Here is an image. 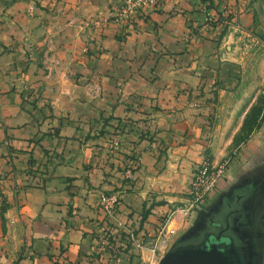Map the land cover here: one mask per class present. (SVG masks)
Here are the masks:
<instances>
[{
	"label": "crops",
	"instance_id": "obj_1",
	"mask_svg": "<svg viewBox=\"0 0 264 264\" xmlns=\"http://www.w3.org/2000/svg\"><path fill=\"white\" fill-rule=\"evenodd\" d=\"M120 1L0 0V68L9 69L3 89L21 82L39 84L41 69L35 72L29 54L36 53L28 52V45L35 44L32 28L37 33L46 24L60 30L50 42L53 54L69 56L78 79L71 78L75 83L71 97L56 98L52 92L53 105L33 113L20 109L16 91L1 96L5 108L0 117V264H93L97 199L88 189L123 187L119 212L125 219V213L141 202L138 198L149 194L178 201L173 194L189 187L190 166L203 157V146L195 142H208L211 135L230 141L228 134L221 137L220 126H226V133L230 125L242 124L245 97L241 100V95L246 87L241 62L224 53L230 47L229 32L219 39L217 29L205 25L204 13L194 12L201 0H165L119 25L107 20ZM233 2L239 23H252L242 0ZM27 11H33V16ZM196 21L200 22L195 27L198 32L185 42ZM44 40L40 36L35 41L44 44ZM86 45L94 53H85ZM17 66H27L21 77ZM89 78L95 83L86 84L96 87L100 97L84 95V82ZM216 81L220 83L216 86L219 102L211 103L208 99ZM198 85L209 93L191 102L190 92L199 89ZM178 92L182 93L179 97ZM255 101L252 98L248 107ZM45 102L41 99L39 103ZM212 105L218 127L208 119L207 107ZM101 113L151 119L147 124L157 130L165 148L183 140L185 134L188 144L169 147L166 157L165 153H149L142 142L144 159L135 175L137 185L127 191L118 173L113 175L108 144L89 135L90 123ZM215 149L218 159L224 156V149ZM180 170L188 180L176 186L174 179L182 176ZM165 190L174 193L164 195ZM237 195L244 196V208L254 218L264 220V121L240 147L218 188L191 211L187 221L197 220L200 211ZM263 246L264 229L256 264H263Z\"/></svg>",
	"mask_w": 264,
	"mask_h": 264
},
{
	"label": "rangeland",
	"instance_id": "obj_2",
	"mask_svg": "<svg viewBox=\"0 0 264 264\" xmlns=\"http://www.w3.org/2000/svg\"><path fill=\"white\" fill-rule=\"evenodd\" d=\"M230 1L226 0V3L221 6L222 8L225 5L227 7V12H225L223 15L220 8L221 15L219 20L227 27L226 33L229 32V37H227L228 41L227 39L226 41L229 42L228 44H230V47L226 48L225 51L223 49V51L224 53L226 52L227 56L237 59L239 62H241V71L244 74V81L242 84L246 88L245 93L241 95V100H243L244 97L245 100L243 103L244 105L240 110L242 124L230 125V127H228L229 130L226 133L223 131V128L226 126H220L219 132L221 137H225L228 134L232 138L230 141H219L215 136L211 135L208 139V142L207 140L206 142H195L202 145L204 151L202 153L203 157L200 160H194V163L190 166V176H192V178L197 167L201 164V162H203V160L209 161L212 165L224 164L225 169H228V167L235 160H237L240 147H242L243 144L250 139L252 134L261 127L264 121V0H242V8L249 10V13H251L250 16H248V22L252 20V23L250 22L249 25L239 23V20H237V13L234 12L233 8L235 2L232 0L230 3ZM30 10L33 9L30 7ZM199 11H202L205 16H208L209 20L204 21V23L205 25L209 24L211 22V15L210 9L207 7V5L202 4L201 7L199 6ZM29 12L27 11L28 15L33 16V11ZM132 19H130L128 22H131ZM110 20L114 21L113 16H110L107 21ZM193 20L194 19L192 18V21ZM196 23V25H198L200 22L196 21ZM96 24H99V21H96ZM192 27L193 29H191L185 36V42L191 41L198 32L197 29H195V26ZM32 30L35 33L33 36V42H35V44L33 46L28 45L30 48L28 52L33 50V53L36 54L32 57L31 51L29 58H31V62H35V72L41 69L40 74L42 77L39 79V84L36 85L34 83L21 82L19 86L14 85L12 89H3V82L6 76L9 75V69L0 68V117L4 116L3 110L5 108L3 105L5 102L1 101V96L9 92L16 91L18 94L20 109L29 111L31 113L43 108H49V106L51 107L53 105V103H51V99L53 98L49 97V94L52 92L55 93L56 98H61L63 95H69L70 97L73 95L71 88L73 84L75 85V83L72 82L71 78L78 81V79L72 73L73 70L76 73V66L71 64L72 59L67 55H62V57L55 56L53 54L55 51L54 46L50 43L52 42L53 37H55V35L58 34L60 30H56L55 27L49 26L48 24H46L45 29L39 30L37 33L35 32L34 28H32ZM84 31L85 30L83 29L82 32ZM40 36H44V44H38L37 41H35ZM90 46L86 45L84 47L85 53H94L90 52V49L88 48ZM69 52L72 53L73 51H68V53ZM26 67L27 66H17L16 69L18 71L19 77H21L24 71L27 70ZM91 82L95 83V81H92V79L89 78L84 83L86 84ZM219 84L220 83H218V81L214 83V89H212L213 96L210 97V99L207 98L208 101H212L211 103H216L217 101L219 102L220 92L216 89V86ZM85 86L86 91H83L84 95L88 97L90 96L91 98H98V96L100 97L101 94L98 93L96 87H92L88 84ZM199 86L200 85H198V87ZM85 88L82 90H85ZM200 88L202 87L200 86L196 91L195 88H193L192 92H190L189 99L193 100L191 102H194L196 99H201L202 97H207L209 92L202 91L203 89ZM188 90L189 88L187 91ZM250 90L251 92H248ZM181 94L178 92V97L181 96ZM254 97H256V101L252 106L248 107L249 103ZM41 99L46 100L45 105H41L39 103ZM48 100H50V103H47ZM193 106H195L194 108L197 107L196 105ZM207 108L209 122H211L214 127H218V124L215 122V105ZM148 120L150 121L151 119L146 118L144 121H138L115 116L113 114L107 116L101 113L90 123L89 135L91 133L92 137L99 138L108 144V154L110 155V158H112L111 163L114 165L113 170H115L113 175L118 173L119 181L122 183V186L126 185L125 190L127 191H132L137 185V179L135 175L141 167L144 159L143 152L139 147L142 142H146V151L149 153L152 154L155 151L159 153L160 156L165 153L166 157L167 151L172 146L177 147L184 143L188 144L187 138H185L187 134H185L183 136V140H175V144L169 146L170 148L168 146L167 148L163 147L160 136L157 134V130L152 128L151 125L147 124ZM50 133L53 134L52 132ZM210 144L216 147H213ZM217 147L225 150L224 156L220 157L219 159L217 156H215V148ZM179 173L182 176L178 177V179H174L176 186L177 184H183L188 180V175L186 173H184L182 170H180ZM183 179L185 180L184 182ZM190 186L191 183L189 187L183 189V191H176L175 193L170 190H165L162 192L164 195H170L174 193L173 196H176L178 201L171 202L163 195L156 193L149 194L145 198H138V200L141 202L136 205V209H134V211L130 210L128 213H125L127 217L126 219L121 218V214L119 212L123 187L120 186L119 188L113 190H105L96 187L93 190L92 188L88 189V192H93L97 199V217L95 218L94 227L95 241L91 246L93 250V253L91 254V257H93V264H106L104 260H101L102 254H112L115 264H121L122 262L121 252L116 248L117 245H114L113 242L107 238L106 232L107 229H109V225L105 224L103 221L106 218H108L110 223L113 224L114 230H123L127 232V234H129L128 230H132L135 236H138L137 238L145 239V244L147 245L144 248L139 247L137 242H133L130 239L129 240L132 248L136 250L138 255L136 257L135 264H149L150 250L148 248L152 245L150 243H155L159 226L164 224L168 217L172 215L178 209V207L188 204L190 201ZM102 193L109 195L115 194L118 198L114 208L110 212L103 209L101 205L100 195ZM235 199V197L232 199L227 198V201L235 204ZM208 213L213 214L215 211L211 209H208L207 211H200L201 215L197 220L187 221L188 218H186L183 222H181V226H177L176 233L169 237V245L163 248L158 254L155 264H159L161 259L167 254L172 246L180 243L182 240L186 239V237L190 236L197 226L202 223L203 217L208 216ZM120 223H122V225H120ZM175 226V221H173L170 224V228H174ZM138 228L139 230L137 231ZM199 236L200 233L196 232L192 236V239ZM101 240L108 241L110 244L109 252L103 253L99 251ZM262 249L261 260L264 264V246ZM116 256H120V262L116 261Z\"/></svg>",
	"mask_w": 264,
	"mask_h": 264
},
{
	"label": "built area",
	"instance_id": "obj_3",
	"mask_svg": "<svg viewBox=\"0 0 264 264\" xmlns=\"http://www.w3.org/2000/svg\"><path fill=\"white\" fill-rule=\"evenodd\" d=\"M164 0H122L114 7L113 18L116 24H122L128 22L132 16L136 13L145 10L148 7L156 8L161 6ZM33 9L34 6L32 5ZM222 14L227 12V7L224 5L222 8ZM205 21L209 20L206 15ZM194 22L193 26L197 28L198 25ZM225 165L217 164L212 165L209 161L203 160L201 164L197 167L190 186V201L184 206L178 207V209L168 217L164 224H161L157 230V239L155 243L152 244L148 249L150 250V260L149 264H155L158 258V254L163 248L169 245V237L174 235L177 231V226L170 228V224L175 221V224L183 222L189 217L191 211L197 206L201 205L205 201L209 194L214 192L224 177ZM118 198L115 194L109 195L102 193L100 195V202L103 209L107 211H112ZM122 225V223H120ZM128 237L131 241L137 242L139 247H146L144 238H137L132 230H128ZM144 244V245H142ZM110 244L106 240H101L99 251L106 253L109 252ZM120 256H116V261L120 262ZM104 264V263H102Z\"/></svg>",
	"mask_w": 264,
	"mask_h": 264
},
{
	"label": "flooded vegetation",
	"instance_id": "obj_4",
	"mask_svg": "<svg viewBox=\"0 0 264 264\" xmlns=\"http://www.w3.org/2000/svg\"><path fill=\"white\" fill-rule=\"evenodd\" d=\"M244 196L237 195L235 204L225 201L217 207L209 208L215 213L203 217L202 223L186 237L198 232L201 235L212 233L221 239L227 256L234 264H256L260 259V240L264 229V220L253 216L244 208Z\"/></svg>",
	"mask_w": 264,
	"mask_h": 264
},
{
	"label": "water",
	"instance_id": "obj_5",
	"mask_svg": "<svg viewBox=\"0 0 264 264\" xmlns=\"http://www.w3.org/2000/svg\"><path fill=\"white\" fill-rule=\"evenodd\" d=\"M220 241L212 233L184 239L172 246L159 264H234Z\"/></svg>",
	"mask_w": 264,
	"mask_h": 264
},
{
	"label": "trees",
	"instance_id": "obj_6",
	"mask_svg": "<svg viewBox=\"0 0 264 264\" xmlns=\"http://www.w3.org/2000/svg\"><path fill=\"white\" fill-rule=\"evenodd\" d=\"M225 3L226 0H201L200 5H198L194 10V12H198L199 6H201V4L207 5V7L212 11L210 25H212L213 28L217 29L219 39L226 33L227 29V27L219 20L221 15L220 8ZM103 221L105 222V224L109 225V229H107L106 232L108 240L112 241L114 245H117L116 248L121 252V264H135V260L138 255L136 250L132 248L127 232L119 229L114 230V226L112 223H110L108 218ZM138 230L139 228L137 229V231ZM101 260H104L106 264H115L112 254H102Z\"/></svg>",
	"mask_w": 264,
	"mask_h": 264
}]
</instances>
